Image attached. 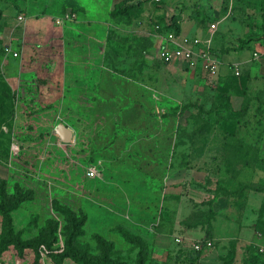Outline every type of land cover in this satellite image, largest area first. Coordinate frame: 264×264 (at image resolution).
<instances>
[{
    "label": "rangeland",
    "instance_id": "rangeland-1",
    "mask_svg": "<svg viewBox=\"0 0 264 264\" xmlns=\"http://www.w3.org/2000/svg\"><path fill=\"white\" fill-rule=\"evenodd\" d=\"M43 1L48 7L61 1L63 11L68 4L77 19L78 4L70 5L75 0H34L35 7H29L33 0H0V179L8 194L17 188L25 193L11 212L14 228L29 238L50 219L57 223L54 246L62 250L66 220L58 205L86 216L78 240L92 254L100 253L101 237L133 264L137 245L121 228L144 241L160 263L187 264L176 252V237L182 236L186 244L212 241L202 249V262L219 264L233 251V264H264V0L199 4L206 22H216L221 31L223 51L242 56L243 62L235 63L239 74L227 60L216 75L180 61L163 62V41L149 38L150 25L121 22L108 7L93 40L80 43L91 64L81 63L75 73L86 72L85 80L66 72L61 49L68 37L38 36L35 27L53 31L50 20L67 11L48 13L46 21L22 32L25 21L19 16L28 15L26 8L31 16ZM193 1L185 6L187 14ZM92 14L103 15L96 9ZM231 17L249 28L243 37L226 36ZM105 31L108 43L134 44L122 50V62L106 64L102 58ZM249 37L243 54L246 49L238 45ZM232 73L237 84L230 81ZM245 102L246 111L238 114ZM213 106L219 107L217 113L208 112ZM203 121L207 130L198 134ZM125 130L147 136L148 143L137 149L119 144ZM1 221L0 213V231ZM0 264L55 263L45 253L37 262L32 252L18 257L12 251L0 254Z\"/></svg>",
    "mask_w": 264,
    "mask_h": 264
},
{
    "label": "trees",
    "instance_id": "trees-1",
    "mask_svg": "<svg viewBox=\"0 0 264 264\" xmlns=\"http://www.w3.org/2000/svg\"><path fill=\"white\" fill-rule=\"evenodd\" d=\"M181 3V7L179 9V12L183 14L187 7V3L185 2H179ZM148 4V5H147ZM166 4V0H138V1H131V0H120L118 3L114 5V7L110 11L111 17H117L119 20L128 24H141L142 26L146 23L150 25V28L152 31L149 33V38L154 33H164L168 31H173L175 34L180 33V24L177 17H173L170 20H167L165 17L164 10L162 11L163 5ZM199 4H202L201 2H198V0L193 1L192 3V13L191 18H195L197 22L200 24H204L208 17H204L202 15V7H200ZM178 4L175 5V7ZM179 6V5H178ZM186 6V7H185ZM179 8V7H178ZM260 9L264 10V6L260 5ZM146 10L149 14L148 17L143 16V11ZM208 15L212 16L209 11H206ZM209 16V17H210ZM181 18V17H180ZM199 18V20H198ZM214 20V18H213ZM262 20H264V11H262ZM208 23V22H206ZM210 23V22H209ZM208 23V24H209ZM155 25L158 26V28H155ZM208 26V25H207ZM247 26V25H246ZM261 28H264V24L260 26ZM249 29V28H248ZM248 34V33H247ZM152 38V37H151ZM109 38L105 40V46L103 51V59L107 60L105 61L106 64L110 62V64L113 63H120L119 58H122V50H127L130 47H133V43H127L125 46L124 44H112L108 43ZM125 40H131L129 37H123L122 41ZM116 42V41H115ZM251 42V38H246L244 41H240V44L238 47L240 50L247 48L246 43ZM245 43L246 46L243 44ZM112 45H115L112 49ZM249 48V47H248ZM112 49V50H111ZM224 48H213L212 53L216 56L221 58ZM227 51V50H226ZM114 58L112 59V57ZM115 66V65H114ZM199 67V66H198ZM204 71V70H203ZM206 72V71H205ZM233 74V73H232ZM233 74V76L230 78V81L234 84H237V77ZM100 82V81H99ZM248 102L244 103V108L240 109V111H237L238 114H243L247 109ZM221 106V105H219ZM103 109V107H102ZM200 112L203 111L202 108H200ZM219 111L218 106H213L208 112H215L217 113ZM194 118L196 121H201V113H197L194 115ZM201 118V119H199ZM200 124V123H199ZM198 134L203 133V131L207 130L208 122H204L203 124L199 125ZM204 129V130H203ZM196 130V129H195ZM0 131L1 129V121H0ZM136 131V130H135ZM130 132V131H129ZM125 130V133H129ZM138 132V131H137ZM136 132L131 133L130 135H125L124 133H121L122 136H119L117 138V142L119 144H134L135 149L138 147V144H146L147 142V136H141L140 138H137L135 135ZM196 131H193L192 134H190V137L196 136ZM140 134V133H139ZM125 135V136H124ZM138 135V134H137ZM124 137V138H123ZM179 143H182L180 140L179 142H175L174 145L179 146ZM228 145V144H227ZM241 156L245 157V153H242ZM246 163V162H245ZM5 180L0 179V213L2 217L1 221V231H0V254L3 252L5 253H11L14 251L18 257H25L29 252H32L34 254L35 261H40V256L42 253H45L46 256L49 257L50 260L54 261L55 264H62L66 259L72 260L76 264H128L127 260L122 257L119 251L116 250L115 244H113L110 241H105L101 237H98V242L102 245H100V253L99 254H92L89 253L86 249H83L79 243L78 237L83 234V225L85 222V215L81 216H75L69 209L61 208L57 205L60 210L63 211V214L65 216L66 223L63 227V235H64V242H63V249L58 250L54 243L57 240V223L48 219L45 221L44 226H42L36 235L29 238H24L22 236L21 230H16L13 226V219L11 212L18 206V204L25 198V193L22 192L20 188H17V190L14 191L13 194H8L6 187H5ZM119 231L125 235V239L129 242L134 243V245H137V251L135 254V260L133 264H165L157 262L155 259L152 258L151 252L148 248V245L141 241L136 235H129L125 229L119 228ZM202 239V238H200ZM204 239V238H203ZM115 249V250H114ZM204 249V248H203ZM177 255L183 256L185 259V262L187 264H212V263H205L202 262L200 259L202 249L199 251H189L184 250L181 246H178L176 248ZM233 251L230 252V254H226L221 257V262L219 264H233Z\"/></svg>",
    "mask_w": 264,
    "mask_h": 264
},
{
    "label": "crops",
    "instance_id": "crops-1",
    "mask_svg": "<svg viewBox=\"0 0 264 264\" xmlns=\"http://www.w3.org/2000/svg\"><path fill=\"white\" fill-rule=\"evenodd\" d=\"M119 1L120 0H111V2H107V0H102V3L99 0H83V1L75 0L73 2L71 1L70 5H72L71 3H74V4L77 3L78 4V5L77 4L76 5L79 8H77L76 10L73 9L75 12L77 10H79L78 12H76V15H78L77 19H74V17L71 18V14L73 11H71V10L67 11V10L71 9V7L68 6V4H66L67 2L65 3L66 4V6H65L66 10L65 11H67V12H65L62 10L64 7H62V5L60 4L61 1H58L60 3H57L54 6H50V7L46 6V4L43 1L42 5L40 6V9L39 8L37 9V7H36V9L32 13H30L31 16L29 15V12H28L31 9L26 8L25 11L27 12L28 15H26V17L21 16L22 17L21 20L25 21L22 32L24 33L26 31V29L28 30V29L32 28L33 26L39 24L40 22L43 23L44 21H46V19L48 17L47 16L48 13L53 15V16L59 15V12L61 13V11L65 12V14L69 13V16H70L69 19H63L62 23H60V24H57L55 22V20H53V21L50 20L51 21V27L54 28L53 31L48 30L50 28H48L47 26L45 28L42 26H40V28L38 26H35V27H36V30L38 31V36L42 35V34H47V33H43V32H51V34H50L51 37H56V38L62 37V36H66V38L68 37L67 41L63 44V49H61V50H63V54L67 55L66 64L68 63V70H66V72H67V74L73 75L74 79H81V80L89 79V77L86 76V75H88L86 72H80V73L77 72V74L75 73V70H78V68H79L78 65H80V67H81V65H82L81 63H83V65L86 63L91 64L90 63L91 61L89 62L90 59L85 61V59L83 57L84 53L81 52L82 49H81L80 43L83 42V44H84V43L90 42L89 41L90 38L93 40L92 37L95 34L94 30L98 27L99 28L101 27L99 22H100V19L103 16H105L104 14L106 12V9L108 7L112 9L114 7V5L116 3H118ZM194 1H196V0H194ZM177 2H184V3L186 2L188 4V0H166V4L163 5L162 11L164 10L165 17L167 18V20H170L172 18V16L175 18L176 17L178 18L180 16L181 18L179 17L178 19H180L179 24H180V34L181 35L189 36V37L198 36L204 40L208 39L209 34H210V30H209V24L210 23L208 24V26H204L203 24H200L199 22H197V20L195 18H191V16H188V15H191L190 14L191 12L189 14H187L188 12L187 13L183 12V14H181L179 12L180 8H178V5L175 7ZM198 2L202 3V0H198ZM35 6H36V3L33 0V5H31V6L29 5V7H35ZM55 6H57V7L53 8L54 10H52L50 12V10L52 9L51 7H55ZM82 6H83V8H82ZM87 7H88V9H91V10L89 11L87 9ZM95 9H96V11H98V13L102 11L103 15L94 16L92 14V11ZM111 9L108 11L109 15H110ZM170 10L172 11V13H169ZM223 11L221 10L220 12L223 13ZM146 12H147L146 10L143 11L144 17L149 16L148 13L146 15ZM65 14L62 13L61 16L65 15ZM216 14L219 15V13L213 12V15H216ZM90 16H92V18L95 17V19H90ZM55 17L59 18L57 16H55ZM49 18H51V17H49ZM226 21L228 23V28L231 29L229 31V33L226 34V36H228V37L230 36V39H233L236 37H243L242 34H246V32L248 31V27L245 24H242V26H241L240 21L236 17L235 18H233V17L228 18ZM30 24H32V25L30 26ZM137 25H138V23H137ZM139 26H142V25L139 24ZM42 29H43V31H42ZM46 30H48V31H46ZM100 31L101 30L99 29L98 32H100ZM106 31L102 32V36L104 35V38H103V41L101 42V44H103V45H105ZM150 31H152L151 28L149 31L146 32V34L149 35V33H151ZM214 33L215 34L212 36V39H211L212 46L214 48L221 49L222 44H223L222 42H220V40H222V38H223L221 36L222 33L219 29H216V31ZM240 33L242 36L240 35ZM152 35L155 37V39H160L159 37L156 36V34L153 33ZM102 36H101V33H98L96 40L98 39L99 41H101ZM249 45H250V43H249ZM244 49H246V50L242 51L243 54H245V52L248 51V48H244ZM218 59L221 62L222 68H223V64L226 63V60L232 62V64H235V63L239 64V63L243 62V59H242V56H240V53H237L235 51L224 52L222 57L221 58L218 57ZM75 75L79 76V77H76ZM62 78H64V77H62ZM83 83L86 84L85 82H83Z\"/></svg>",
    "mask_w": 264,
    "mask_h": 264
},
{
    "label": "built area",
    "instance_id": "built-area-1",
    "mask_svg": "<svg viewBox=\"0 0 264 264\" xmlns=\"http://www.w3.org/2000/svg\"><path fill=\"white\" fill-rule=\"evenodd\" d=\"M69 17V13H66L62 17L56 18L55 22L60 24L63 19H69ZM19 18L21 19L22 17L19 16ZM216 26V22H210L209 38L205 40L198 36L189 37L183 36L180 33L175 34L173 31L164 33L156 32V36L163 41L159 47V58L165 63L180 61L184 62L189 67L199 66L209 75H216L219 71V67L221 66V62L218 57L212 53V49L214 47L212 46L211 39L216 31ZM155 28H158V26L155 25ZM253 56L254 58H257V52H254ZM234 68V72L239 74L236 65ZM93 172L94 171L91 170L90 174H93ZM176 242L178 246H181L184 250L186 249L189 251H199L212 245V241L209 239H195L186 244L185 238L182 236H177Z\"/></svg>",
    "mask_w": 264,
    "mask_h": 264
}]
</instances>
